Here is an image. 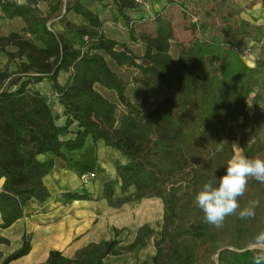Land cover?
Returning <instances> with one entry per match:
<instances>
[{"label":"trees","instance_id":"1","mask_svg":"<svg viewBox=\"0 0 264 264\" xmlns=\"http://www.w3.org/2000/svg\"><path fill=\"white\" fill-rule=\"evenodd\" d=\"M39 1L19 6L0 0L7 18H21L26 24L22 32L0 38V52L8 57L0 72V181H4L0 228L8 229L27 217L29 203L50 199L44 180L55 162L39 157L52 154L69 161L62 149L81 150L90 136L125 160L117 161V178L104 185L101 199L109 207L120 209L147 199L163 205L155 254L150 263L142 264H257L258 259L264 264V255L252 249L264 245V239L257 241L264 233V183L250 180L240 199L241 207L259 201L255 216H230L220 229L206 223L194 204L205 183L226 174L233 142H239L249 158H264V56L254 66L243 57L248 44L256 41L246 29L256 26L246 20L237 29L226 25L229 39L213 35L198 38L189 47L180 44L175 58L171 54L174 25L163 11L151 17L152 33H138L135 27L144 19L137 21L127 14L141 12L137 0H95L103 9L116 10L130 41L144 48L138 56L127 43L109 38L105 21L81 0H69L60 18L67 35L56 31L51 22L63 3L45 16ZM70 13L84 23L69 20ZM197 28L205 29L193 25ZM71 34L81 41L72 40ZM10 46L16 51H8ZM107 58L118 68L139 72L133 83L143 88L140 104L133 102L128 95L130 83ZM13 62H18L15 72L10 70ZM61 72L69 74L65 84L59 81ZM45 79L57 94L52 101L33 88ZM99 88L115 94L119 104ZM55 103L63 108L62 124ZM117 186L122 197L115 196ZM131 188L135 192L129 194ZM63 198L67 203L93 200L72 192ZM124 231L115 228L110 239L88 244L73 258L53 249L39 264H107L108 257L144 249L156 234L144 224L133 241L123 245ZM2 244L10 245L0 238ZM32 248V238L25 235L20 248L7 257L0 254V264L18 261Z\"/></svg>","mask_w":264,"mask_h":264},{"label":"crops","instance_id":"2","mask_svg":"<svg viewBox=\"0 0 264 264\" xmlns=\"http://www.w3.org/2000/svg\"><path fill=\"white\" fill-rule=\"evenodd\" d=\"M7 1H14L19 6H25L28 4V0ZM68 1L69 0H40L38 4V7L42 11V13L45 16H49L52 13V7L56 6L59 2L63 3L62 11L55 14L51 22L53 23V28L56 31L65 35H67V32L61 24L60 18L65 13V8ZM81 2L85 6L92 9L95 13L99 14L101 18L106 21L104 12H109L111 8L103 9L95 0H81ZM262 9L263 12L259 13V19L257 21L254 22L251 17H249V19H244L251 24L260 26L262 30L261 40H256L248 44L253 48L252 55L249 56V58L246 60L247 64L250 66H254L256 62L262 56H264V17H261L262 13H264V5H262ZM127 14L131 18L135 19L137 18L136 16L140 14V12ZM67 18L78 24L84 23L83 18L75 15L74 13L68 14ZM107 25H109V23L105 22V32L108 28ZM25 28L26 24L21 18H7L2 8L0 7V38L7 37L12 33L22 32ZM135 29L138 33L143 32L138 30V26L137 28L135 27ZM69 37L72 40L75 39L78 43L81 41L80 39L74 37L72 34L69 35ZM109 38L115 39L112 37ZM127 39L130 41L128 32L126 35V40L122 42L127 43L128 46L131 47ZM133 44H136V42H133ZM7 50L15 52L16 48L10 46L7 48ZM7 63V55L0 52V72L5 70ZM17 68L18 62H13L10 65V70L12 72H15ZM68 78V73L61 72L59 81L61 84H65ZM47 87H49V81L47 79L33 86L35 90L41 92H43ZM53 109L61 116L62 119L60 123L62 124L64 120L63 108L59 103H55L53 105ZM62 152L69 161H66L63 158L56 157L52 154L42 155L39 157L41 161L53 159L55 162L53 171L44 180L51 193L50 199L43 204L35 201L29 203L28 207L26 208V214L28 215L27 217L19 220L8 229L3 230L0 228V238L8 239L9 241L17 240V242L19 243L18 248L21 247L22 240L25 235L31 236L33 244L32 251L28 256L22 259L33 257L35 260V264H39L45 262L48 259L50 251L53 249H58L62 251L64 255L73 258L79 250L90 244L88 242L87 244H82V242L74 243V239L79 238V240H81L83 238L82 236L87 230H85L84 228L89 227L90 219L99 218L100 212L110 216L115 215L118 210L132 211L133 207H135L136 204H140L144 201L158 202L163 209V205L160 200L147 199L134 204H127L120 209H113L108 206L106 200L101 199L103 195L104 185L107 182L117 178V161H121L123 163L125 162L119 152L107 147L102 141L95 143L94 140L89 136L86 139L83 149L77 151H68L66 149H62ZM82 173H94L95 177L92 178L88 183L84 184L79 179V176ZM3 183L4 181L1 180L0 191L2 190ZM67 192L88 195L93 200L67 203L63 198V194ZM134 192V188H131L129 190V194H132ZM115 196H123L120 186L116 187ZM14 235L15 238L13 237ZM98 242L96 241L95 243ZM72 245H75L74 250L73 252L71 251V254H68L67 251L72 249Z\"/></svg>","mask_w":264,"mask_h":264},{"label":"rangeland","instance_id":"3","mask_svg":"<svg viewBox=\"0 0 264 264\" xmlns=\"http://www.w3.org/2000/svg\"><path fill=\"white\" fill-rule=\"evenodd\" d=\"M146 1L147 4L143 5L140 9V14L136 16L137 21L144 19V21H140L141 23L138 24V30L152 33L154 24L151 17L163 11V13L171 18L174 25L175 39L172 44L171 54L175 58L178 56L180 44L189 47L196 39L213 35H222L229 39L228 33L225 32L226 25H231L234 29H237L241 20L249 19V17H251L254 22L257 21L259 19V13L263 12L262 5H264V0H226V2H223L222 0ZM104 15L106 19L105 22L109 23V25H107L108 28L106 29L107 35L120 42L126 40L127 29H125V22L118 16L116 10L111 8L109 12H104ZM261 17H264V13H262ZM193 19H197V23H194ZM197 24L204 25L205 29L202 31H199L198 28L194 30L193 25ZM255 26V29L249 27L246 30H249L250 33L256 37V40L259 41L262 38V30L260 26ZM127 41L136 55L141 56L143 54L144 48L140 43L133 44V42L128 39ZM107 59L109 60V58ZM109 63L113 70L130 83L128 87V95L133 99L134 103L140 104L141 95H143V88L134 85L133 83V79L139 75V72L130 67L118 68L111 60H109ZM99 90L110 100L118 103L115 94L105 92L100 88ZM162 214V206L155 201L138 203L133 207L132 211L118 210L115 215L109 216L100 212L99 218L90 219L89 227L84 228L87 230L84 232V235L82 236L83 238L81 237V240L75 238L74 243L82 242V244H87V242L93 243L96 241L108 240L113 236V230L116 228L119 230H125L120 239L122 244L126 245L133 241L136 230L139 226L149 224L155 229L156 234L149 240L148 245L144 249L136 253L126 254L119 257H108L106 263H150L155 254L154 240L159 238L160 229L163 223ZM13 237L15 238V235ZM9 243L10 245H0V254L3 255V257H7L18 249L19 243L17 240L9 241ZM74 246L75 245H72V249L67 251L68 254L73 252ZM252 249L257 251V253L264 255V245L254 246ZM11 264H35V260L33 257H27L25 259L14 261Z\"/></svg>","mask_w":264,"mask_h":264},{"label":"clouds","instance_id":"4","mask_svg":"<svg viewBox=\"0 0 264 264\" xmlns=\"http://www.w3.org/2000/svg\"><path fill=\"white\" fill-rule=\"evenodd\" d=\"M231 146L233 156L227 162L226 174L216 181L205 183L194 198V204L203 212L205 222L217 229L222 228L226 218L233 215L238 214L241 219L254 217L259 201H249L248 206L241 207L240 199L245 196L250 180L264 183V158L244 155L238 142H233ZM262 239L264 233L257 241Z\"/></svg>","mask_w":264,"mask_h":264},{"label":"built area","instance_id":"5","mask_svg":"<svg viewBox=\"0 0 264 264\" xmlns=\"http://www.w3.org/2000/svg\"><path fill=\"white\" fill-rule=\"evenodd\" d=\"M137 3H139L140 5H146V2H143L142 0H137ZM253 53V48L248 46V48H246V50L243 52V57L245 60H247L249 58V56H251ZM43 93H45L46 95L49 96V100L52 101L54 99L57 98V94H54L52 92V90L49 89V87L45 88V90L43 91ZM95 177L94 173H82L79 176V179L82 183L86 184L88 183L92 178Z\"/></svg>","mask_w":264,"mask_h":264}]
</instances>
